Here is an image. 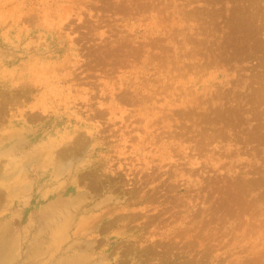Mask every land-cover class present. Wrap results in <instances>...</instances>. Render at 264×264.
Listing matches in <instances>:
<instances>
[{
	"label": "rangeland",
	"instance_id": "rangeland-1",
	"mask_svg": "<svg viewBox=\"0 0 264 264\" xmlns=\"http://www.w3.org/2000/svg\"><path fill=\"white\" fill-rule=\"evenodd\" d=\"M0 143V264H264V0H0Z\"/></svg>",
	"mask_w": 264,
	"mask_h": 264
},
{
	"label": "bare ground",
	"instance_id": "bare-ground-1",
	"mask_svg": "<svg viewBox=\"0 0 264 264\" xmlns=\"http://www.w3.org/2000/svg\"><path fill=\"white\" fill-rule=\"evenodd\" d=\"M35 68V67H34ZM32 70V69H31ZM35 70V69H34ZM33 70V71H34ZM31 73V72H30ZM34 136V135H33ZM32 138V137H31ZM16 139H18V138H16ZM1 144V143H0ZM26 144V143H25ZM12 145V144H11ZM18 145H20V144H18ZM32 145V144H31ZM28 148V147H27ZM27 150V149H26ZM6 151V150H5ZM63 151V150H62ZM61 151V152H62ZM74 152V151H73ZM1 154V153H0ZM60 155V154H59ZM76 157V156H75ZM56 159H58V158H56ZM64 159H66V158H64ZM59 161V160H58ZM60 162V161H59ZM69 162V161H68ZM68 164V163H67ZM62 166V165H61ZM65 167V166H64ZM45 220V219H44ZM39 225V224H38ZM9 232V231H8ZM6 239V238H5ZM47 239V238H46ZM20 241V240H19ZM41 241V240H40ZM1 242V241H0ZM3 242V241H2ZM16 242V241H15ZM39 243V242H38ZM6 245V244H5ZM0 247H2V246H0ZM7 247V246H6ZM12 248H13V246H12ZM15 248V247H14ZM1 250V249H0ZM9 252V251H8ZM1 253V252H0ZM0 257H1V255H0ZM3 258V257H2ZM6 258V257H5ZM1 260V259H0ZM11 263V262H10Z\"/></svg>",
	"mask_w": 264,
	"mask_h": 264
}]
</instances>
